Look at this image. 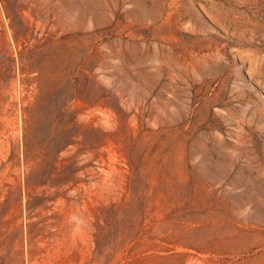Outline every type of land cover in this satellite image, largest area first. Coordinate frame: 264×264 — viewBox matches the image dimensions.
Wrapping results in <instances>:
<instances>
[{
  "label": "rangeland",
  "instance_id": "1",
  "mask_svg": "<svg viewBox=\"0 0 264 264\" xmlns=\"http://www.w3.org/2000/svg\"><path fill=\"white\" fill-rule=\"evenodd\" d=\"M0 264H264V0H0Z\"/></svg>",
  "mask_w": 264,
  "mask_h": 264
}]
</instances>
